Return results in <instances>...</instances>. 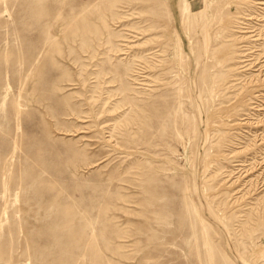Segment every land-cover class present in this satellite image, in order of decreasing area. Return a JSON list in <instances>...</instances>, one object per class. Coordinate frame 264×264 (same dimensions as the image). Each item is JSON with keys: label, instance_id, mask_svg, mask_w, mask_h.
<instances>
[{"label": "rangeland", "instance_id": "374dc122", "mask_svg": "<svg viewBox=\"0 0 264 264\" xmlns=\"http://www.w3.org/2000/svg\"><path fill=\"white\" fill-rule=\"evenodd\" d=\"M0 264H264V0H0Z\"/></svg>", "mask_w": 264, "mask_h": 264}]
</instances>
